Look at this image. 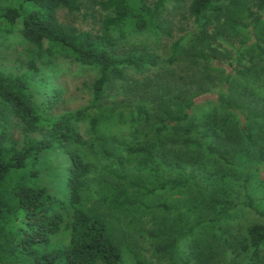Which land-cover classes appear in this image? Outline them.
I'll list each match as a JSON object with an SVG mask.
<instances>
[{
	"label": "trees",
	"instance_id": "16d2710c",
	"mask_svg": "<svg viewBox=\"0 0 264 264\" xmlns=\"http://www.w3.org/2000/svg\"><path fill=\"white\" fill-rule=\"evenodd\" d=\"M86 1L12 0L0 10V35L17 33L38 54L99 70L87 105L60 114L53 110L61 92L42 89L33 61L20 75L0 71V264H124L113 221L100 205H90L93 167L87 156L107 167L116 165L108 169L112 180L98 192L107 209L173 212V218L146 232L166 264H203L201 252L192 247L197 252L184 256L182 244L203 224L204 210H213L221 223L237 209L263 221L225 238L234 253L230 264H238L235 260L243 253L249 254V264H259L264 209L248 189L249 165L256 158L264 161L256 135L245 125L239 134L224 136L196 128L193 112L199 105L194 96L206 91L183 101H161L155 109L144 98L129 105L106 104L104 95L118 82L132 87L141 83L128 81L127 70L144 71L160 63L154 54L116 55L120 42L138 35L171 37L169 14L183 8L190 23L170 44L166 63L196 66L201 88L217 83L215 98L208 100L230 114L247 112L250 117L252 107L263 104L253 117L264 122V102L240 83L264 73V0H95L102 13L98 35L60 20L61 11L81 13ZM11 118L25 131L20 145L8 137ZM126 130L132 131L130 138ZM203 155L224 164L207 177L200 173L204 186L182 165L192 158L199 163ZM236 172L243 175L242 182ZM177 189L196 193L186 210L148 201ZM134 260L149 264L136 254Z\"/></svg>",
	"mask_w": 264,
	"mask_h": 264
},
{
	"label": "rangeland",
	"instance_id": "374dc122",
	"mask_svg": "<svg viewBox=\"0 0 264 264\" xmlns=\"http://www.w3.org/2000/svg\"><path fill=\"white\" fill-rule=\"evenodd\" d=\"M11 2L12 0H0V10L9 6ZM101 14L95 0H87L81 13L61 11L59 17L65 24L98 35L100 33ZM169 19L173 21L170 28L171 37L161 36L158 39L138 35L121 41L115 48L116 55L154 54L159 57L160 63L156 67L144 69V71L127 70L128 81L137 80L141 83L133 87L128 84L129 82H118L110 85L105 91L104 103L129 105L134 102V99L144 98L148 101L149 106L155 109L161 101H183L185 96H193L206 91V93L194 96L199 105L193 112V122L196 128L205 131L216 130L224 136L229 133L239 134L241 127L245 125L256 135L261 148L264 150V122L253 117V114L262 110L260 107L263 104L260 103V107L259 105L253 106L254 112L250 117H247V112L242 117L230 114L215 102L208 100L215 98L214 92L217 83L208 84L201 88L200 80L202 78L196 66L190 65L188 61H177L173 65L166 63L165 59L168 56L170 44L188 29V23H190L186 9L183 8L178 11L174 9L170 12ZM29 61H33L40 69L36 81L41 84L42 89H56L61 92V100L53 110L54 114L74 111L87 105L91 99L92 85L99 76L97 67L80 65L62 57H48L45 54H38L37 49L17 33L0 35V71L6 74L20 75L27 70ZM240 83L241 87L245 86V90L251 92V95L255 94L256 100L264 102V73L259 77L246 81L242 80ZM239 91L244 93L243 88H240ZM8 125L9 139L20 145L25 135L23 127L15 118H11ZM131 134V130L125 131V135L129 138ZM82 152L86 153L84 150ZM200 159L199 163L193 158L187 162L182 160V165H187V169L195 173L198 180L203 176L207 177L214 169L217 170L218 166L222 165L221 167H223L224 165L223 161L212 156L203 155ZM87 162L93 167L88 180L90 205L96 209L100 205V210L104 211L113 221L116 238L123 251L124 264H136L134 254L149 264H166L164 259H160L156 255L152 240L146 235V232L157 229L159 223L166 218H173V212H163L157 209L156 212L148 214L132 209L119 211L107 209L99 200L98 192H100L105 181L112 180L107 174L108 169L109 167L115 169L116 165L109 164L107 167V162L89 156H87ZM248 168L251 175L248 189L252 193L255 204L260 209H264V161L256 158ZM200 173L203 176H200ZM236 175L238 181L242 182L243 175L241 176L238 172ZM200 181L203 186L206 184L205 180ZM181 191L182 189L159 192V195L148 198V201L151 203L164 201L172 208L186 210L188 206L193 205L196 193H193V189ZM213 215V210L203 211V214L200 215L203 224L198 226L194 236L182 244V253L184 256H190L192 252L198 250L204 256L203 264H230L231 259L234 258V253L226 244L225 238L228 235L233 238L239 236L247 225L261 222L263 219L241 209L234 210L221 223L216 222ZM211 218L214 220H210ZM192 247L197 250H193ZM248 256L249 254L243 253L235 261L238 264H249ZM258 262L264 264V247L259 252Z\"/></svg>",
	"mask_w": 264,
	"mask_h": 264
}]
</instances>
